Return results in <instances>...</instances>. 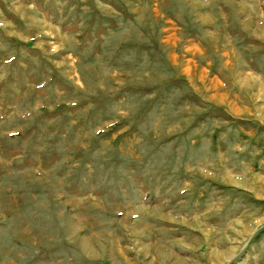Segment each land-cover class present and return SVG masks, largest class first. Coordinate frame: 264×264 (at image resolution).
<instances>
[{"label":"rangeland","instance_id":"374dc122","mask_svg":"<svg viewBox=\"0 0 264 264\" xmlns=\"http://www.w3.org/2000/svg\"><path fill=\"white\" fill-rule=\"evenodd\" d=\"M0 264H264V0H0Z\"/></svg>","mask_w":264,"mask_h":264},{"label":"bare ground","instance_id":"6f19581e","mask_svg":"<svg viewBox=\"0 0 264 264\" xmlns=\"http://www.w3.org/2000/svg\"><path fill=\"white\" fill-rule=\"evenodd\" d=\"M84 244H85V242H84ZM86 246H87V248L89 249V246H90V245H88V244L86 243ZM90 247H91V246H90ZM156 249H157V248H156ZM157 250H158V249H157ZM89 251H90V250H89Z\"/></svg>","mask_w":264,"mask_h":264}]
</instances>
